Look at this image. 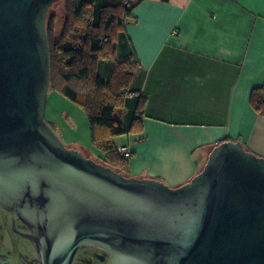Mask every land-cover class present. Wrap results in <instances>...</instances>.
Wrapping results in <instances>:
<instances>
[{"label": "water", "instance_id": "95a60500", "mask_svg": "<svg viewBox=\"0 0 264 264\" xmlns=\"http://www.w3.org/2000/svg\"><path fill=\"white\" fill-rule=\"evenodd\" d=\"M61 0H0V206L31 227L43 264L98 248L107 264H264V157L215 146L178 187L68 148L46 119L47 19Z\"/></svg>", "mask_w": 264, "mask_h": 264}, {"label": "crops", "instance_id": "0c3cea01", "mask_svg": "<svg viewBox=\"0 0 264 264\" xmlns=\"http://www.w3.org/2000/svg\"><path fill=\"white\" fill-rule=\"evenodd\" d=\"M126 1L136 21L98 72L111 81L117 62L135 65L132 90L139 93L126 104L125 124L142 97L144 129L116 139L133 155L131 175L181 186L229 140L264 157V117L250 101L264 85V0Z\"/></svg>", "mask_w": 264, "mask_h": 264}, {"label": "trees", "instance_id": "16d2710c", "mask_svg": "<svg viewBox=\"0 0 264 264\" xmlns=\"http://www.w3.org/2000/svg\"><path fill=\"white\" fill-rule=\"evenodd\" d=\"M62 1V11L54 10ZM60 2L50 8L47 19L52 58L50 90H57L86 112L91 143L101 152L96 161L132 176L133 155H121L116 139L144 129L146 100L142 97L131 125L127 126L121 118L129 98L139 93L131 88L135 65L131 61L117 62L111 81L103 80L98 69L102 60L115 58L119 36L129 23L136 21L135 5L126 0L107 4L89 0ZM250 101L264 117V85L252 91Z\"/></svg>", "mask_w": 264, "mask_h": 264}, {"label": "rangeland", "instance_id": "374dc122", "mask_svg": "<svg viewBox=\"0 0 264 264\" xmlns=\"http://www.w3.org/2000/svg\"><path fill=\"white\" fill-rule=\"evenodd\" d=\"M63 7L64 3L62 1L55 6L54 10L61 12ZM135 82L133 81L131 85L132 89H134ZM126 112L127 108L121 113V118L124 123L127 116ZM46 119L68 148L80 150L94 160L99 157L100 151L91 143L90 123L86 112L57 90H49ZM95 250L94 248H85L80 251V256L85 259V255ZM2 261L3 259L0 257V264H3ZM82 263L84 264L85 262L82 261Z\"/></svg>", "mask_w": 264, "mask_h": 264}, {"label": "flooded vegetation", "instance_id": "af4514ba", "mask_svg": "<svg viewBox=\"0 0 264 264\" xmlns=\"http://www.w3.org/2000/svg\"><path fill=\"white\" fill-rule=\"evenodd\" d=\"M77 254L74 264H107L109 255L98 249ZM0 257L3 264H43V258L31 240V227L0 206Z\"/></svg>", "mask_w": 264, "mask_h": 264}, {"label": "built area", "instance_id": "2783aa9c", "mask_svg": "<svg viewBox=\"0 0 264 264\" xmlns=\"http://www.w3.org/2000/svg\"><path fill=\"white\" fill-rule=\"evenodd\" d=\"M118 152L123 155V156H130L131 152L130 149L128 147H119L118 148Z\"/></svg>", "mask_w": 264, "mask_h": 264}]
</instances>
